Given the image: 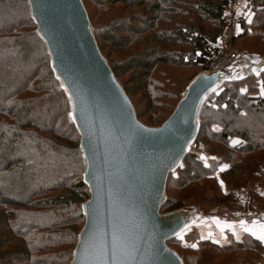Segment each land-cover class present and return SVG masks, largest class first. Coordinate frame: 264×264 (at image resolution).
<instances>
[{"label": "trees", "instance_id": "obj_1", "mask_svg": "<svg viewBox=\"0 0 264 264\" xmlns=\"http://www.w3.org/2000/svg\"><path fill=\"white\" fill-rule=\"evenodd\" d=\"M88 1L103 8L102 13L120 4L143 10L101 25L88 10ZM231 1L235 0H82L101 54L129 97L143 94L145 109L160 98L161 80L154 77L164 76L163 68L194 71L189 82L209 70L221 51L214 44ZM250 5L252 22H240L244 31L231 45L264 52V0H251ZM36 31L28 0H0V232L7 238L0 250L17 245L9 255L13 257L4 254L0 264H70L90 197L71 100ZM175 45L186 48H170ZM106 49L135 53L113 62L105 57ZM262 85L264 68L224 81L205 97L198 134L169 176L161 214L178 211L188 198L207 193L226 203L230 196L222 193L219 175L234 188L247 185L250 170L258 173L257 182L264 179ZM140 114L136 110L141 122ZM221 166L227 169L220 174ZM199 238L193 227L183 239L176 236L167 245L185 264H197L210 247ZM216 249L254 251L264 258V245L248 236Z\"/></svg>", "mask_w": 264, "mask_h": 264}, {"label": "water", "instance_id": "obj_2", "mask_svg": "<svg viewBox=\"0 0 264 264\" xmlns=\"http://www.w3.org/2000/svg\"><path fill=\"white\" fill-rule=\"evenodd\" d=\"M28 4L52 69L71 100L85 161L90 197L70 264H103L105 259L112 264L114 235L121 248L136 249L131 264H185L167 242L187 223V215L161 214V208L169 176L198 134L201 104L216 83L232 80L228 72L198 75L168 120L160 128L147 127L102 56L82 0Z\"/></svg>", "mask_w": 264, "mask_h": 264}, {"label": "crops", "instance_id": "obj_3", "mask_svg": "<svg viewBox=\"0 0 264 264\" xmlns=\"http://www.w3.org/2000/svg\"><path fill=\"white\" fill-rule=\"evenodd\" d=\"M250 3L251 0H235L230 2L229 9L225 12V19H226L225 26L223 28V31L219 39L217 40V43L214 44V47L220 50H224L227 48H234L231 45V41L233 37L242 34L244 31V29L243 28L241 29L240 27V22H244L246 26H250L252 22L254 14L251 10ZM262 8H264V5H262L261 9ZM241 51H243L247 55L264 56V52H254L247 49ZM259 64H262V62L261 63L259 62L257 65ZM259 68H260L259 66H252L251 72L253 73L256 71V69ZM263 68H264V64L262 65L261 69ZM214 159L219 161L220 157L215 156ZM226 169L227 168H224V166H221L219 169V173L221 174ZM257 175L258 173L256 171L250 170L247 174V179H248L247 185L239 188H234L228 181H225L221 177V175H219L218 177V185L220 186V188L222 187V185L224 186L231 185L234 189H239L242 191V193H246L248 195L247 200L243 198L245 195L243 197L237 195L235 198H233V200L241 199L243 201V206L239 207V205L235 204V207L232 209L230 206V203L232 201L227 203L218 202V204L223 205L222 208L220 205L217 206L216 204H214L213 206H206L203 203H199V204H194V206H188L187 202L185 203V207L186 208L188 207L187 209L191 210V213L193 212L192 214H194L195 216L199 214V216L198 218H196V220H194L190 229H187L186 231L183 232V235L187 234L191 230V228L195 227L199 230L200 233L199 240L201 242L210 243V247L205 249L202 258L200 259L203 260L202 262H206L207 264H264V258L254 251L248 253L245 250H238L237 253L234 254V252L230 251V249L226 250L227 253H223L216 249V248H228L231 245V242L233 241L240 242L244 236H248L253 240L260 241L255 236L251 235L249 232H245L240 224L241 221H244L246 222V225L248 227H252L253 222L264 223V179L261 180L260 182H257L254 179V177ZM223 192L224 191H222V193ZM250 192H252V194ZM223 194L230 196V193L224 192ZM208 196H211V194L208 193L206 197ZM203 199H197V200H203ZM213 200L216 201L215 199ZM231 200H232V196H231ZM206 207H209L207 208L209 209V212L207 213L208 218H206L205 215H201L200 213H197L198 210L201 212V209H204L202 211H206ZM224 208L232 209L233 215L231 214L230 216L223 218V221L219 220V216L217 215V213H211L212 210H210V209H224ZM235 211L236 213L237 211L242 213L240 215L234 216ZM217 220L220 222L218 227L216 226ZM226 224L234 225V228H229L226 226ZM221 229H223V231H221ZM177 236L179 235L177 234ZM260 242L264 245V242L262 241ZM214 253L230 255L231 257L232 254H234L233 257L234 259H232L228 263L217 262V260L213 256ZM242 255L245 256L243 259H241ZM255 257L257 261H254ZM200 260L197 262V264L202 263Z\"/></svg>", "mask_w": 264, "mask_h": 264}, {"label": "rangeland", "instance_id": "obj_4", "mask_svg": "<svg viewBox=\"0 0 264 264\" xmlns=\"http://www.w3.org/2000/svg\"><path fill=\"white\" fill-rule=\"evenodd\" d=\"M86 6H87L88 10L90 11V13L94 14V19L97 20V24H101V25L104 22H106L110 19H114L118 16L122 17L124 15L126 16L127 14L141 13L143 10V8H141V7L129 8V7H125L122 4H120V5H117L115 7L112 6V9H110L109 11H107V9H106V12L102 13L103 8L96 6L91 1H88L86 3ZM180 20H182V22H186L187 18H182ZM163 28H165V27H163ZM170 48L176 49L178 51V50L185 49L186 47H180V46L175 45V46H172ZM236 49L244 50L243 48L242 49L236 48ZM133 53H135V50L134 51H130V50L125 51V50H109V49H106L104 51L105 57L109 58V60L113 61V62H116L119 58H121L123 56L131 55ZM263 59H264L263 55H245L243 57V60L240 59L236 64H234L228 68V74H229V76L231 75L230 78L232 80L237 79L236 77L246 76L249 73H252L251 72L252 66H259L260 68L256 69V71L260 70L262 68V65L264 64ZM259 62L260 63L262 62V64L257 65ZM163 70L166 71L164 73V76L158 75V76L154 77L155 79L161 80L159 87H158L160 98L157 101H155L156 105L151 104V106H149L148 108L145 109V101L144 102L141 101V97H143V94L138 95V96H134L132 98L128 96L131 103L133 102L135 105L134 109L136 108V110H138L141 113L140 119H141L142 124L147 126V127H150V128H160L162 126V124L165 123L168 120V118L173 114V112L175 111V109L179 103L178 102L179 99L176 100V96L181 94L182 97L179 101L184 99V96L187 92V88H188L189 84L191 83V81L189 82V80L194 75V71L186 70V69L185 70H175L172 68H168V69L163 68ZM204 73H206V72H203V73L201 72L198 75L204 76ZM205 75L208 76V74H205ZM196 77L193 78L192 82L195 80ZM121 82L124 83L125 80H122ZM221 83H222V81L216 83L215 87L218 88V86ZM136 110H135V112H136ZM189 150H190V145L187 147V151H189ZM231 185H227V186L222 185V187H221L222 191H224L225 193H230V197H229L227 202L232 201L230 203V206L232 209L235 207V204L239 205V207L243 206V201L241 199H236V200L234 199L233 200V198H235L237 195H239L241 197H243L245 195L243 198H245L247 200L248 195L246 193H242V191L239 189H234ZM250 193L252 194V192H250ZM207 195H208V193L202 198L190 197L187 200H185V203L187 202L188 206H194V204H199V203H203L206 206H213L214 204H216L217 206L220 205L222 208L223 205L218 204V201L213 200V199H215V197L212 194H211V196L213 197V199L211 196L206 197ZM231 196H232V200H231ZM252 198H253V196H252ZM197 199H203V200H197ZM197 201H200V202H197ZM185 203H184V207L178 211H181L182 213H185L187 215V223L186 224L191 226L193 224L194 220H196V218H198L199 214L196 216L194 214H192L193 212L191 213V210L187 209L188 207L187 208L185 207ZM246 205H247V203H246ZM207 208H209V207H206V211H202L204 209H201V212L197 209L198 210L197 213H200L201 215H205V217L208 218L207 213L209 212V209H207ZM232 209H230V208L225 209L224 208V209H210V210H212L211 213H217V215L219 216V220L223 221V218L230 216L231 214L233 215ZM241 213L242 212H238V211L236 213V211H235L234 216L240 215ZM216 226L218 227V225H216ZM182 229H184V227ZM186 230L187 229H185L184 231H186ZM179 233H181V231ZM209 234H210V232H209ZM4 235H5V233L0 232V243L2 241L6 242L5 239H7V238ZM16 246H17L16 244H12L11 247H8L7 249H5L3 251L0 250V257L4 256V254L8 258L13 257V256H9V255L14 254L13 252H14ZM236 253L237 252H234V254H236ZM234 254H232V257H231L230 255H223V254L214 253L213 256L217 260V262L228 263L229 261L234 259L233 258ZM254 255H256V254H254ZM256 256H258V255H256ZM244 257L245 256L242 255L241 259H243ZM200 261L202 262L203 260H200ZM241 261H243V260H241ZM254 261H257L256 257L254 258ZM200 264H207V263L202 262Z\"/></svg>", "mask_w": 264, "mask_h": 264}, {"label": "snow or ice", "instance_id": "obj_5", "mask_svg": "<svg viewBox=\"0 0 264 264\" xmlns=\"http://www.w3.org/2000/svg\"><path fill=\"white\" fill-rule=\"evenodd\" d=\"M236 78H241V77H236ZM241 91H247V89H242ZM261 93L264 94V85L261 87ZM71 115V113H70ZM73 120H75V117H73ZM214 159V158H213ZM223 170V169H222ZM223 183V182H221ZM217 225L219 226L220 222L217 220L216 221ZM241 227L245 232H249L251 235L255 236L258 240L264 242V223H259V222H253L252 227H248L246 225V222L241 221L240 222ZM229 228H234V225H227ZM190 225H185L184 229L181 230V233L178 235L180 236L181 239H183V232L185 229H190ZM223 231V229H221ZM235 234V233H234ZM95 239V237H93ZM136 249L134 247H128V248H121L119 245L115 235L113 237V247H112V264H131V261L134 257ZM118 253L121 254L124 259H120L118 257ZM85 255H88V250H85ZM83 264H86V261L83 262ZM103 264H108L107 259L103 261Z\"/></svg>", "mask_w": 264, "mask_h": 264}, {"label": "built area", "instance_id": "obj_6", "mask_svg": "<svg viewBox=\"0 0 264 264\" xmlns=\"http://www.w3.org/2000/svg\"><path fill=\"white\" fill-rule=\"evenodd\" d=\"M245 55L247 54L236 48L221 50L215 55L213 63L206 73L208 75L214 73H226L230 66L236 64L240 59L242 60ZM228 77H231V75L229 76L228 74Z\"/></svg>", "mask_w": 264, "mask_h": 264}]
</instances>
